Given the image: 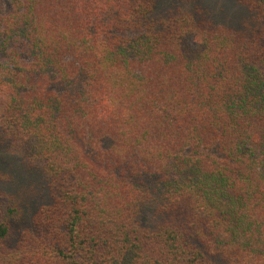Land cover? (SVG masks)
Wrapping results in <instances>:
<instances>
[{
  "label": "trees",
  "instance_id": "1",
  "mask_svg": "<svg viewBox=\"0 0 264 264\" xmlns=\"http://www.w3.org/2000/svg\"><path fill=\"white\" fill-rule=\"evenodd\" d=\"M237 1L227 26L207 0H0V264H264V0Z\"/></svg>",
  "mask_w": 264,
  "mask_h": 264
},
{
  "label": "rangeland",
  "instance_id": "2",
  "mask_svg": "<svg viewBox=\"0 0 264 264\" xmlns=\"http://www.w3.org/2000/svg\"><path fill=\"white\" fill-rule=\"evenodd\" d=\"M213 10L219 14L221 20L224 22L225 25L227 26H236L239 24V18L241 17L240 15H243L244 13L246 14V10L238 3L237 0H207ZM1 149V148H0ZM5 152L0 151V168L2 170L8 171L9 173H12L17 177V169L21 164V159L18 157H15L13 155L8 156L4 154ZM20 175V174H19ZM23 178V179H22ZM18 179V178H17ZM19 179L21 181L24 180V177L22 175L19 176ZM28 185L30 183L33 184L32 180H29ZM31 185V184H30ZM25 195L24 197L29 198L30 200L38 198L39 196V191L38 190H31L30 188L25 187ZM41 196L39 198V201L37 200V207L39 208ZM32 202V201H31ZM30 223L29 221L27 223H24L23 225H20V227L25 226L29 227ZM22 229L20 230L21 233Z\"/></svg>",
  "mask_w": 264,
  "mask_h": 264
}]
</instances>
